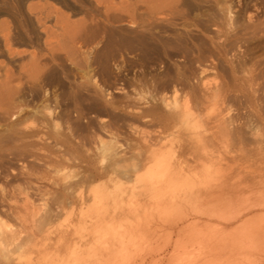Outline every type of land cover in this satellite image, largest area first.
<instances>
[{"label": "rangeland", "instance_id": "obj_1", "mask_svg": "<svg viewBox=\"0 0 264 264\" xmlns=\"http://www.w3.org/2000/svg\"><path fill=\"white\" fill-rule=\"evenodd\" d=\"M229 66L239 71L236 77L254 76L253 88H258L253 105L228 101L230 115L237 110L243 117L238 120L246 125L242 146L249 149L252 132L264 140V0H0V223L8 232L3 234L7 242L1 243L7 244L5 252L31 241L37 258L79 264L77 255L86 256L80 251L84 244H75L70 252L53 247L58 226L68 224L64 221L71 212L78 218L96 211L72 207L71 195L111 187L106 178L97 177L107 168L97 151L99 138L109 139L102 126L108 119L102 114L105 103L111 100V114L120 116L109 130L126 132L120 143L127 151L134 142L130 123L122 120L125 111H133L126 103L143 94L148 109L156 95L170 96L175 84L181 93L183 85L174 81L180 72L194 86L216 77L237 90ZM106 202L118 215L97 222L100 237L134 228L116 244L109 264H128L132 255L150 253L148 249L156 254L137 258L135 264H166L173 253L157 254L166 241L131 249L132 239L146 230L137 227L136 198ZM152 209L146 203L140 215ZM85 224L81 220L75 230L81 232ZM38 226L44 227L39 234ZM7 261L0 259V264Z\"/></svg>", "mask_w": 264, "mask_h": 264}, {"label": "bare ground", "instance_id": "obj_2", "mask_svg": "<svg viewBox=\"0 0 264 264\" xmlns=\"http://www.w3.org/2000/svg\"><path fill=\"white\" fill-rule=\"evenodd\" d=\"M228 70L237 90L230 87L229 82H219L215 76L214 81L201 83L200 79V85L194 86L184 80L185 75L180 72L182 75L179 73L174 81L178 78L183 85L181 93L176 84L173 85L170 96L160 93V97L156 95L157 98L149 101L150 106L153 105L151 109L144 106L147 101L143 94L126 103L124 107L133 111H125L122 120L130 123L128 127L134 142L127 151L120 143L127 136L126 132L113 134L109 130L120 116L111 114L113 103L110 99L105 103L102 114L108 119H103L102 126L109 139L99 138L97 151L107 168L97 177L106 178L111 187L93 195H85L80 189L68 198L72 207L78 204L95 207L96 211L78 218L71 217V212L68 222L67 219L64 221L68 224L56 229L59 237L53 247L55 250L70 252L75 244L81 243L85 248L80 251L86 256L77 255L79 264H109L114 259L116 244L123 243L134 228H126L113 237H100L97 222L118 215L106 199L129 195L138 201L139 208L134 215L137 227L139 230L146 227L132 239L131 249L137 244L166 241L157 251L163 256L173 253L166 259V264H264V140L253 130L254 134H249L252 148L242 146L246 125L238 123L243 118L239 111L235 110L234 117L230 115L232 108L228 103L238 101L239 105H251L253 100H258L255 96L258 88H253L254 76L239 78L235 67L229 66ZM200 72L204 74L205 71ZM161 86L163 90L167 89L164 83ZM260 115L256 108L253 116L258 118ZM246 129L249 130V126ZM146 203L153 204V209L141 216L140 211ZM125 214L124 211L121 215ZM81 220L86 226L80 232L75 226ZM3 227L0 223L1 260H8L9 264H38L41 261L56 264L55 260L58 261L47 256L37 258L38 252L31 248V241L17 243L13 252L6 253L7 244L1 243L7 237L3 234L8 232H4ZM43 228L38 226L37 234ZM111 238L115 242L110 241ZM148 250L150 253L143 250L140 255H132L128 264L156 254ZM204 257L211 259L204 260Z\"/></svg>", "mask_w": 264, "mask_h": 264}]
</instances>
